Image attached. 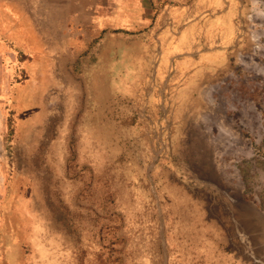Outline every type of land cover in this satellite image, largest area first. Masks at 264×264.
I'll return each instance as SVG.
<instances>
[{
	"label": "rangeland",
	"instance_id": "obj_1",
	"mask_svg": "<svg viewBox=\"0 0 264 264\" xmlns=\"http://www.w3.org/2000/svg\"><path fill=\"white\" fill-rule=\"evenodd\" d=\"M44 3L0 0V264H264V0H159L155 59Z\"/></svg>",
	"mask_w": 264,
	"mask_h": 264
},
{
	"label": "crops",
	"instance_id": "obj_2",
	"mask_svg": "<svg viewBox=\"0 0 264 264\" xmlns=\"http://www.w3.org/2000/svg\"><path fill=\"white\" fill-rule=\"evenodd\" d=\"M159 0H45L42 9L48 11L47 17L55 21L56 27H72L80 34L78 40H89L91 44L95 39L106 32L123 34L128 32L146 34L144 37L152 45L153 59L155 42L160 45L162 36L168 38L175 34L169 30V23L159 25L162 14L157 15ZM117 31V32H116ZM140 31V32H139ZM168 31L167 33H164ZM203 32V29H202ZM201 33V32H200ZM70 35V34H69ZM75 35H77L75 33ZM139 35V34H137ZM174 36V35H171ZM202 36V33L199 35ZM144 39V40H145ZM75 40V39H74ZM100 40V39H99ZM97 41V40H96ZM196 42V40H195ZM62 43L65 44V41ZM150 50V48H148ZM160 48L158 49V51ZM81 52L80 55H82ZM160 58V56H159ZM157 67L153 69L154 78H157ZM167 65V64H166Z\"/></svg>",
	"mask_w": 264,
	"mask_h": 264
},
{
	"label": "trees",
	"instance_id": "obj_3",
	"mask_svg": "<svg viewBox=\"0 0 264 264\" xmlns=\"http://www.w3.org/2000/svg\"><path fill=\"white\" fill-rule=\"evenodd\" d=\"M209 34H212V31H211V29H210V32H208ZM194 41L195 40V38L194 37H192V38H189V36L185 39L184 38V40L182 39V43H186L187 42V44L188 43H190V41ZM204 59H202V63H204V62H212V61H216V58H214V56H212L210 53L209 54H207V55H204ZM160 65L158 66V68H160L161 66H162V62L161 63H159ZM182 66H184V70H186V67H187V70L189 69L188 67H189V64L188 63H186V62H183L182 63ZM166 67H167V65H166ZM166 71H167V68H166ZM163 77H164V75H163Z\"/></svg>",
	"mask_w": 264,
	"mask_h": 264
}]
</instances>
